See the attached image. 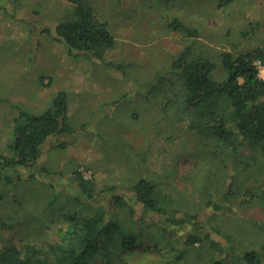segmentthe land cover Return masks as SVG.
<instances>
[{
	"label": "rangeland",
	"instance_id": "1",
	"mask_svg": "<svg viewBox=\"0 0 264 264\" xmlns=\"http://www.w3.org/2000/svg\"><path fill=\"white\" fill-rule=\"evenodd\" d=\"M4 1L0 154L11 156L7 146L20 110L40 114L59 91L66 94L68 122L75 130L73 135L50 139L34 167L1 175L0 247L58 240L69 215L107 205L106 195L98 203L79 201L78 174L92 183L94 192L115 188L131 207L136 203L130 188L141 178L154 179L169 208L181 216H198L225 248L240 255L264 247V201L249 196L260 192L257 169L241 170L211 155L209 140L177 117L173 104L183 82L169 73L171 63L187 47L192 60L208 59L217 67L223 52L264 49V0H85L115 39L104 63L70 56L45 32L74 17L72 2ZM173 19L198 35L190 38L171 30L168 23ZM107 62L123 66V71ZM60 141L68 145L54 148ZM232 179L234 191L227 204L221 194L229 193ZM211 200L222 202L219 213L206 205ZM135 208L141 211L139 205ZM114 215L129 218L122 209ZM155 217L148 213L137 219L149 238ZM201 248L191 252V264H206ZM135 251L128 257L130 264H168L174 256L166 239L159 254L141 253L140 247Z\"/></svg>",
	"mask_w": 264,
	"mask_h": 264
},
{
	"label": "trees",
	"instance_id": "2",
	"mask_svg": "<svg viewBox=\"0 0 264 264\" xmlns=\"http://www.w3.org/2000/svg\"><path fill=\"white\" fill-rule=\"evenodd\" d=\"M68 1L75 6L74 17L45 32L54 42L64 45L70 56L91 57L104 63L105 53L115 47L107 24L94 15L87 1ZM168 27L186 37L198 35L177 19L170 21ZM256 63L264 66V49L261 47L223 52L220 67L208 59L192 60L191 48L187 47L171 63L169 73L180 76L183 82L173 104L177 117L187 122L189 130L197 131L209 140L208 151L221 163L241 170L256 168L260 192L249 196L264 201V78L260 77ZM105 65L123 71L121 65L108 62ZM67 111L64 91H59L51 106L40 114L20 110L13 121V138L7 146L11 156L0 154V180L6 170L34 167L50 139L74 134ZM67 145L60 141L54 148ZM8 181L13 183L14 180ZM77 181L79 201L98 203L99 198L106 195L108 204L99 208L89 206L84 215H69L65 219V228L59 231L58 240L2 245L0 264H130L128 257L138 253L137 247L144 254H159L164 239L174 252L168 264H191V252L197 251L198 247L204 249L199 252L206 257V264H264V247L237 255L215 240L205 230L206 225L198 221V216H181L176 208H169L154 179L141 178L130 188L134 206L139 205L140 212L113 187L98 193L90 189L92 183L79 174ZM233 186L232 179L227 187L229 193L221 194L227 204ZM206 205L215 213L222 210V202L214 204L211 200ZM119 209L126 210L129 218L122 220L113 216ZM148 213L157 218L151 222L155 228L150 238L141 228V220L147 218ZM196 256L201 258L200 254Z\"/></svg>",
	"mask_w": 264,
	"mask_h": 264
},
{
	"label": "built area",
	"instance_id": "3",
	"mask_svg": "<svg viewBox=\"0 0 264 264\" xmlns=\"http://www.w3.org/2000/svg\"><path fill=\"white\" fill-rule=\"evenodd\" d=\"M256 64H257V67H258V69H259V73L264 72V66L261 65L260 63H256ZM261 74H262V73H261Z\"/></svg>",
	"mask_w": 264,
	"mask_h": 264
},
{
	"label": "crops",
	"instance_id": "4",
	"mask_svg": "<svg viewBox=\"0 0 264 264\" xmlns=\"http://www.w3.org/2000/svg\"><path fill=\"white\" fill-rule=\"evenodd\" d=\"M2 2L5 3L4 0H2ZM2 2L0 1L1 6H3ZM6 3H7V2H6ZM7 4H9V3H7ZM13 14H14V13H13ZM0 36H1V35H0ZM55 43H56V42H55ZM57 44H58V43H57Z\"/></svg>",
	"mask_w": 264,
	"mask_h": 264
}]
</instances>
